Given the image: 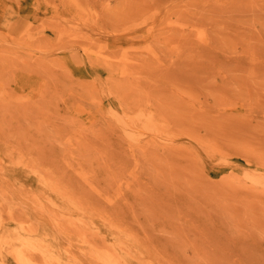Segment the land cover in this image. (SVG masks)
Instances as JSON below:
<instances>
[{"label": "rangeland", "instance_id": "rangeland-1", "mask_svg": "<svg viewBox=\"0 0 264 264\" xmlns=\"http://www.w3.org/2000/svg\"><path fill=\"white\" fill-rule=\"evenodd\" d=\"M264 264V0H0V264Z\"/></svg>", "mask_w": 264, "mask_h": 264}, {"label": "bare ground", "instance_id": "bare-ground-1", "mask_svg": "<svg viewBox=\"0 0 264 264\" xmlns=\"http://www.w3.org/2000/svg\"><path fill=\"white\" fill-rule=\"evenodd\" d=\"M19 254V256L21 255V257H22V259H24L27 263H29L27 260H26V256L24 257V252H21V253H18ZM30 264V263H29ZM33 264V263H32Z\"/></svg>", "mask_w": 264, "mask_h": 264}]
</instances>
